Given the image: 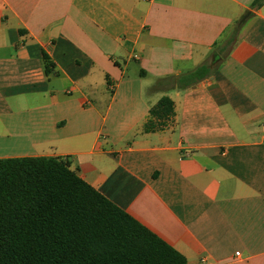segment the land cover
Listing matches in <instances>:
<instances>
[{"label": "crops", "instance_id": "1", "mask_svg": "<svg viewBox=\"0 0 264 264\" xmlns=\"http://www.w3.org/2000/svg\"><path fill=\"white\" fill-rule=\"evenodd\" d=\"M254 1L0 0V159H68L188 264H264ZM203 64L214 73L196 86L154 89ZM164 96L174 115L146 131Z\"/></svg>", "mask_w": 264, "mask_h": 264}, {"label": "trees", "instance_id": "2", "mask_svg": "<svg viewBox=\"0 0 264 264\" xmlns=\"http://www.w3.org/2000/svg\"><path fill=\"white\" fill-rule=\"evenodd\" d=\"M264 5L255 0L253 8ZM240 26L219 53L232 47ZM203 64L160 79L157 91L187 90L208 79ZM146 131L174 115L164 96L151 108ZM155 121H159L158 126ZM0 264H188L186 258L95 190L68 159H0Z\"/></svg>", "mask_w": 264, "mask_h": 264}, {"label": "water", "instance_id": "3", "mask_svg": "<svg viewBox=\"0 0 264 264\" xmlns=\"http://www.w3.org/2000/svg\"><path fill=\"white\" fill-rule=\"evenodd\" d=\"M249 16V14H247L244 18H243V20L242 21H244L247 17ZM217 59H219V57L217 56V55H215V60H214V62H216L217 61Z\"/></svg>", "mask_w": 264, "mask_h": 264}, {"label": "built area", "instance_id": "4", "mask_svg": "<svg viewBox=\"0 0 264 264\" xmlns=\"http://www.w3.org/2000/svg\"><path fill=\"white\" fill-rule=\"evenodd\" d=\"M236 255L239 256V253H237ZM201 261H202V263H206L207 262L205 258H203Z\"/></svg>", "mask_w": 264, "mask_h": 264}, {"label": "rangeland", "instance_id": "5", "mask_svg": "<svg viewBox=\"0 0 264 264\" xmlns=\"http://www.w3.org/2000/svg\"><path fill=\"white\" fill-rule=\"evenodd\" d=\"M228 49H230V47H229ZM217 61H218V60H217ZM217 61L215 62V64L217 63Z\"/></svg>", "mask_w": 264, "mask_h": 264}]
</instances>
